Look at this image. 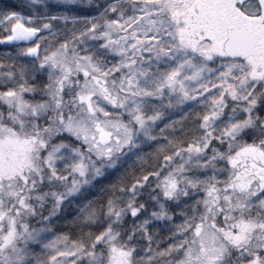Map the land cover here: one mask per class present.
<instances>
[{
  "label": "snow or ice",
  "instance_id": "obj_1",
  "mask_svg": "<svg viewBox=\"0 0 264 264\" xmlns=\"http://www.w3.org/2000/svg\"><path fill=\"white\" fill-rule=\"evenodd\" d=\"M0 264H264V0H0Z\"/></svg>",
  "mask_w": 264,
  "mask_h": 264
}]
</instances>
